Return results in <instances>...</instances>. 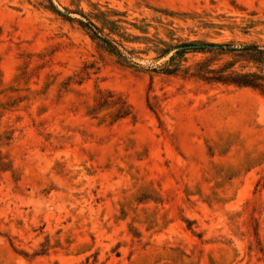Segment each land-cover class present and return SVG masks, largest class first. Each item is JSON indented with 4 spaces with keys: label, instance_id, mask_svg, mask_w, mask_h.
I'll use <instances>...</instances> for the list:
<instances>
[{
    "label": "rangeland",
    "instance_id": "rangeland-1",
    "mask_svg": "<svg viewBox=\"0 0 264 264\" xmlns=\"http://www.w3.org/2000/svg\"><path fill=\"white\" fill-rule=\"evenodd\" d=\"M252 47L264 0H0V264H264Z\"/></svg>",
    "mask_w": 264,
    "mask_h": 264
},
{
    "label": "trees",
    "instance_id": "trees-1",
    "mask_svg": "<svg viewBox=\"0 0 264 264\" xmlns=\"http://www.w3.org/2000/svg\"><path fill=\"white\" fill-rule=\"evenodd\" d=\"M93 34L95 37H98L95 32H93ZM243 50L254 52L256 55H258L260 57L259 60L264 59V57H263L264 56V50H260L256 47L244 48ZM236 81H237V83H239L241 85H246V86H251V87H256V88H258L260 86V84H258L257 82H255L253 80H248L247 77L238 78Z\"/></svg>",
    "mask_w": 264,
    "mask_h": 264
}]
</instances>
